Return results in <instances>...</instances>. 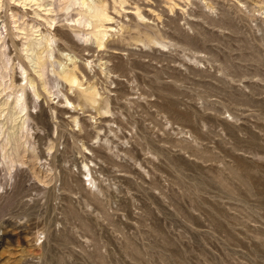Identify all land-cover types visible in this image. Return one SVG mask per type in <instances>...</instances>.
<instances>
[{"label":"rangeland","instance_id":"374dc122","mask_svg":"<svg viewBox=\"0 0 264 264\" xmlns=\"http://www.w3.org/2000/svg\"><path fill=\"white\" fill-rule=\"evenodd\" d=\"M22 1L0 0V157L16 95L33 136L28 163L0 158V264H264V0H96L99 27ZM44 37L82 87L42 85Z\"/></svg>","mask_w":264,"mask_h":264},{"label":"bare ground","instance_id":"6f19581e","mask_svg":"<svg viewBox=\"0 0 264 264\" xmlns=\"http://www.w3.org/2000/svg\"><path fill=\"white\" fill-rule=\"evenodd\" d=\"M22 2H23V4L25 6L26 5H31V6L34 5V6H38V7L45 6L44 0H23ZM74 4H78L81 7L82 11H83V13L81 14V16L79 15L80 17L74 20L76 23H78V24H86V26L87 25H95L96 26V24H98V22H99V19L98 18L100 16H102L103 10L97 5V1L96 0H75L74 1ZM59 6H60V4H59ZM48 8H49V6H48ZM52 9H53V7L51 8V10ZM59 10H60V8H59ZM85 15H88V16H85ZM29 24H30V22H29ZM30 27H32V25H30ZM131 27H135V26H131L128 23H124L121 26V30L129 29ZM136 29H137V37L132 36V38H135L134 40L143 42L145 44V46H147V47L148 46L149 47H153L155 44L162 45V46H166V43L163 41V38H164L163 34H159L157 32L144 31V30H142L140 28L139 25L136 26ZM115 34L116 33H111V35H110L109 34V31H102V32H98L97 31L96 34H95V36H96V39L98 40V42L101 45H103V44L106 43V41H109V42H111V41L113 42L114 41L115 42V40L113 38L111 40H109L110 37H112ZM36 35H38V34H36ZM88 39L89 38H86L84 41L86 42V40H88ZM25 45H26V48L24 49V51L26 52V58L29 60V63L31 65L34 73L39 77V79H40V81H41V83H42L43 86H50V88L52 89V88H55L56 86H58L61 81H65V82H67V83H69L71 85V88H73L74 86L77 87V89H78V87H82L83 84L78 82L77 76L74 73V71L68 70L67 61H73V58L71 56H69V55H68L69 57L67 59L66 58H62V57H59L58 58L57 56H55L54 55L55 47L53 46L52 42L48 38L44 37V38L38 39L36 41L27 40V43ZM58 53H60V52L58 51ZM1 54L2 55H5V52H1ZM90 64H92V63H90ZM3 70H4V68H3ZM6 70H7V68L5 69V71ZM51 75H53L54 77H51ZM111 75H112V73H111ZM26 80H28V84L30 85V88L33 90L34 96L36 98L39 97V93L37 91L36 82L32 78H28V77L26 78ZM22 82H23V80H22ZM93 90H94V85L93 84H92L91 87L79 88V90L77 91V96L80 99H84L86 101H90V102H94V103H98L99 104V100L97 99V95L99 93H96ZM103 102L105 104L100 107L101 110H104L106 112H110L109 99L106 98ZM26 109H27V105H26V103L23 102V96L16 95L15 96V99H14V102L12 103L11 120H12V123L13 124L19 122L18 123V131L15 130V128H16L15 126H11L10 127V130L11 131L9 132V142H11V140L13 139L14 140V144L16 145L15 150H14L15 152H12V153L9 152V149H7V144L8 143H5V144H2V148L3 149H2V154H1V157H0V158H2L3 162L7 166V170H9L10 172L13 169V167L16 166L17 163H20V164L28 163L27 160H25V159H27L26 149L23 152H20L19 151V148H18L19 146H23L24 145V143L22 142V139H24L28 135H32V133H31L32 128H30V126H29L28 119H26L25 116H24V112L26 111ZM175 114H176V112H175ZM1 133H3V131L0 132V136H1ZM17 134H20L19 138L16 137ZM30 157H34V156L31 154ZM46 166H48V164H46ZM43 169H46V168L43 167ZM34 170L35 169H33V170L31 169L32 173H33ZM38 171H36V172L34 171V173L36 174ZM40 171H41V169H40ZM38 173L36 175H38ZM39 174H41V172ZM45 174H47V173H45ZM43 175H41V176H43ZM38 178H41V177L39 176ZM38 178L36 177V181L38 180ZM42 181H45V179L44 180L42 179ZM0 188H1V186H0Z\"/></svg>","mask_w":264,"mask_h":264}]
</instances>
